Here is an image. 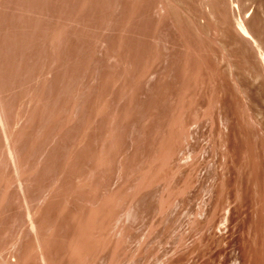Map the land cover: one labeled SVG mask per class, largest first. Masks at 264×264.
I'll use <instances>...</instances> for the list:
<instances>
[{"label":"rangeland","instance_id":"obj_1","mask_svg":"<svg viewBox=\"0 0 264 264\" xmlns=\"http://www.w3.org/2000/svg\"><path fill=\"white\" fill-rule=\"evenodd\" d=\"M261 51L264 0H0V264H264Z\"/></svg>","mask_w":264,"mask_h":264},{"label":"bare ground","instance_id":"obj_2","mask_svg":"<svg viewBox=\"0 0 264 264\" xmlns=\"http://www.w3.org/2000/svg\"><path fill=\"white\" fill-rule=\"evenodd\" d=\"M239 25H240V26H239L240 32H241L244 36L249 37V38H252V36L250 35L249 30L246 28V26L244 25L243 21L240 22ZM251 40H252V39H251ZM253 40H254V39H253ZM260 54L262 55V59H263V61H264V53L261 51Z\"/></svg>","mask_w":264,"mask_h":264}]
</instances>
